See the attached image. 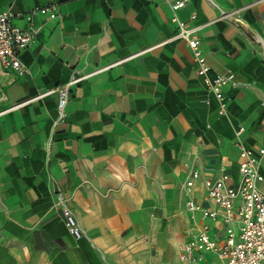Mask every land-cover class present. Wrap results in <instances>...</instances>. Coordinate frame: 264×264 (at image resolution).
Masks as SVG:
<instances>
[{"label": "crops", "instance_id": "obj_1", "mask_svg": "<svg viewBox=\"0 0 264 264\" xmlns=\"http://www.w3.org/2000/svg\"><path fill=\"white\" fill-rule=\"evenodd\" d=\"M43 7L57 16H32L42 28L20 53L27 71H0V264L220 262L212 252L180 257L202 227L217 241L226 228L188 210L183 184L199 171L193 199L213 208L204 179L223 167L237 183L241 146L264 176V0H189L178 11L187 26L204 24L210 76L231 71L246 83L225 88L224 112L188 43L171 39L164 0H0V12ZM110 64L73 87L60 122L57 93L29 101L75 70Z\"/></svg>", "mask_w": 264, "mask_h": 264}, {"label": "built area", "instance_id": "obj_2", "mask_svg": "<svg viewBox=\"0 0 264 264\" xmlns=\"http://www.w3.org/2000/svg\"><path fill=\"white\" fill-rule=\"evenodd\" d=\"M169 6L171 21L177 26V31L171 39L185 40L193 51L198 63L197 74L201 76L208 91L212 92L219 102V107L224 112L228 106L229 98L225 95V88H240L245 85L236 78L234 72L210 76V66L201 51L200 32L204 24L196 23L187 26L186 22L178 16V11L183 9L189 0H164ZM47 13L55 18V7L36 8L30 12L14 13L10 9L0 12V71L16 70L20 73L27 71L21 62L20 53L29 47L41 31V25L33 23L32 16L37 12ZM197 13L191 14L192 20H197ZM15 18L26 20V26L14 24ZM113 64L98 68L91 72L75 70L69 80L62 86L47 89L29 101L57 93L58 122L66 117V104L72 89L76 84ZM243 130L241 127L237 133ZM244 160L239 164L240 178L237 183L228 182L229 175L226 169L220 170L211 178L204 179V187L213 208H202L193 199L192 192L200 172L194 170L183 184V193L186 196V206L190 212L202 211L203 216L217 219L220 217L226 228L224 239L217 241L208 233V226H204L181 246L180 257L185 261H199L204 259L203 252H212L221 259L220 262L211 264H264V188L260 184L264 180L259 171L260 157L241 146ZM264 153V149L260 151ZM63 216L69 232L76 238L82 234V229L73 212L63 207ZM198 251L199 253H196Z\"/></svg>", "mask_w": 264, "mask_h": 264}, {"label": "water", "instance_id": "obj_3", "mask_svg": "<svg viewBox=\"0 0 264 264\" xmlns=\"http://www.w3.org/2000/svg\"><path fill=\"white\" fill-rule=\"evenodd\" d=\"M239 25L243 26L242 22H239Z\"/></svg>", "mask_w": 264, "mask_h": 264}]
</instances>
